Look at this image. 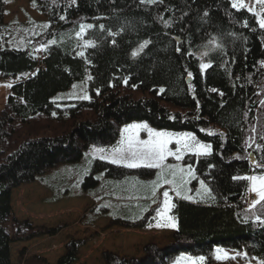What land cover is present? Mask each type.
I'll list each match as a JSON object with an SVG mask.
<instances>
[{
    "label": "trees",
    "instance_id": "16d2710c",
    "mask_svg": "<svg viewBox=\"0 0 264 264\" xmlns=\"http://www.w3.org/2000/svg\"><path fill=\"white\" fill-rule=\"evenodd\" d=\"M29 1L48 26L31 45L12 48L2 37L7 2L0 0V74L12 79L0 111V264H13L11 245L29 231L13 216V190L79 161L90 144H113L119 127L131 121L189 131L209 143L210 154L187 158L211 193L198 201L173 199L176 228L167 246L147 243L142 257L108 252L104 264H172L180 253L211 264L215 247L264 258V201L249 207L244 198L245 178L264 172V28L255 15L229 0ZM90 22L95 26L84 39L92 45L80 49L76 33ZM40 47L44 69L35 55ZM203 63L211 66L201 70ZM87 72L92 98L62 102L70 105L63 111L52 98ZM83 111L92 116L79 120ZM39 117L69 120L72 129L54 137L19 132ZM97 167L116 177L129 171L103 162ZM114 219L124 228L141 225L138 218ZM80 245L69 241L53 264L76 263Z\"/></svg>",
    "mask_w": 264,
    "mask_h": 264
},
{
    "label": "rangeland",
    "instance_id": "374dc122",
    "mask_svg": "<svg viewBox=\"0 0 264 264\" xmlns=\"http://www.w3.org/2000/svg\"><path fill=\"white\" fill-rule=\"evenodd\" d=\"M6 2L7 12L4 19L6 26L2 33V37L6 39L5 44L12 48L31 45L34 39L46 30L48 26L46 17L35 10L29 0ZM229 2L233 6L234 0ZM235 3L237 7L234 8L248 10L255 15L258 23L264 19V3L261 0H235ZM87 25L95 26L92 22L84 23L76 33L80 38V49L89 45L86 43L89 42L88 39H84L85 30L91 29ZM81 52L78 50L77 53ZM204 54L202 52L200 56ZM90 78V73L87 72L83 80L76 81L68 90L57 93L52 101L57 102L62 106L61 109L67 112L70 105H64L62 102L90 100L92 98L89 90ZM9 80L0 78V111L10 93L12 83ZM91 116V112L83 111L79 120ZM72 124L73 122L66 119L59 121L53 117L51 119L39 117L19 132L31 138L54 137L71 130ZM133 124H147L154 131L172 133L173 143L169 148L173 151L178 147L175 144L176 137L184 133H191L196 137L189 131L156 129L145 121H131L119 127L118 138L113 144L107 146L90 144L79 161L59 164L39 176L35 182L15 188L11 199L13 216L22 223L27 222L29 226V231L22 235V239L11 245V256L15 264H42L39 259H35L37 257L53 264L64 254L66 244L75 240H82L83 245L78 249V261L74 264H104L103 255L108 252L124 257H142L144 255L142 249L147 243L152 242L163 247L171 242V233L176 228V220L171 213L173 199L198 201L211 193L209 184L198 174L195 164L187 157L192 156L196 160L201 155L210 154L212 147L207 154H198L197 149L191 147L182 152L181 160L168 156L160 169L127 168L123 164L112 163L115 149H126L130 137L139 140L149 139L146 129L124 131ZM196 141L210 145L197 137ZM188 143L194 142L189 140ZM96 162L112 164L131 172L127 171L123 177L107 175L106 169L95 168ZM189 165L193 175L188 174ZM167 166H178L184 171L183 173L177 171L173 176L172 169ZM251 176H264V172L247 177ZM165 180L169 183H165ZM201 181L204 182L203 186ZM248 181L249 190L253 194L251 196L256 201L259 197L252 190L253 181L249 179ZM165 191L169 193L167 207L163 196ZM114 218L130 220L138 218L136 224L141 223L142 227L141 225L132 228L120 227L111 223ZM172 224H175V227H172ZM51 229L56 230L57 234L51 235ZM31 233L34 237L28 239L27 236ZM200 258L180 253L174 257L172 264H207L206 258L203 257V260ZM211 264H264V258L215 247Z\"/></svg>",
    "mask_w": 264,
    "mask_h": 264
},
{
    "label": "snow or ice",
    "instance_id": "6c2138e0",
    "mask_svg": "<svg viewBox=\"0 0 264 264\" xmlns=\"http://www.w3.org/2000/svg\"><path fill=\"white\" fill-rule=\"evenodd\" d=\"M149 3L154 4L157 2V0H141V3ZM162 2V0H160ZM262 3H264V0H261ZM233 7H237V4L235 3V0L233 2ZM207 15V13H205ZM63 19V17H61ZM167 24V22H165ZM260 27L264 28V19H261L259 21ZM88 28H92V25H87ZM101 28H103V25H101ZM81 31H83V26L81 27ZM87 44L91 45V42H86ZM147 41H145L144 45H141V48H143L145 45H147ZM177 51H180L178 48ZM82 55V53H81ZM136 53H133V56H135ZM207 55V53H205ZM211 65L209 63H203L200 65L201 70H205L209 68ZM191 75V73H189ZM215 91V89L213 90ZM87 99L88 97H84ZM130 129H146L149 134L148 140H139L136 137H130L128 139V146L126 149L117 148L115 149V153L113 156V159L111 160L112 163L117 164H123L127 168H140L145 167L149 169H160L162 166H164V161L167 159L168 156H173L176 160H181L183 158L182 152L188 150L191 147H195L197 149L198 154H207L210 151L211 146L210 145H204L200 144L198 141H196V137L193 136L191 133H184L180 136L176 137L175 144L178 145V147L173 151L169 148V145L173 143V134L168 132H162V131H154L153 129L149 128L147 124H133L129 125L127 128L124 129L125 132H128ZM191 140L194 142L193 144L188 143V141ZM102 151V150H101ZM172 169V175L175 176L177 171L180 173H183L184 169L179 168L178 166H167ZM188 174L193 175L191 166H188ZM183 179V177H181ZM245 179H249L253 181V187L252 190L257 193L259 199L256 201H253V206L260 203L261 201H264V176L256 177H246ZM175 181H172L174 183ZM165 183H169V181L165 180ZM203 181H201V185L203 186ZM179 195V192H177ZM155 195V193H153ZM163 196L165 197V207L168 206L167 197L169 196V193L167 191L163 192ZM159 215V211H158ZM172 227H175V224L171 225ZM219 251V249L217 250ZM203 260V257L200 258Z\"/></svg>",
    "mask_w": 264,
    "mask_h": 264
},
{
    "label": "built area",
    "instance_id": "2783aa9c",
    "mask_svg": "<svg viewBox=\"0 0 264 264\" xmlns=\"http://www.w3.org/2000/svg\"><path fill=\"white\" fill-rule=\"evenodd\" d=\"M35 55H36V57L38 59L39 67L44 69L45 68L44 61L47 58L46 53L42 49H37L36 52H35ZM1 77H2V75L0 74V78ZM9 79L10 78H8L7 80H9ZM9 81H11V79ZM251 195H253L251 190H248L247 193L245 194V197H244L249 207L253 206V201L255 200L254 197L251 196Z\"/></svg>",
    "mask_w": 264,
    "mask_h": 264
},
{
    "label": "water",
    "instance_id": "95a60500",
    "mask_svg": "<svg viewBox=\"0 0 264 264\" xmlns=\"http://www.w3.org/2000/svg\"><path fill=\"white\" fill-rule=\"evenodd\" d=\"M187 82H191V78L188 77V78H187ZM252 157H253V156H252V154H251V155H250V158L252 159Z\"/></svg>",
    "mask_w": 264,
    "mask_h": 264
},
{
    "label": "crops",
    "instance_id": "0c3cea01",
    "mask_svg": "<svg viewBox=\"0 0 264 264\" xmlns=\"http://www.w3.org/2000/svg\"><path fill=\"white\" fill-rule=\"evenodd\" d=\"M11 262H12L13 264H15L14 261L12 260V256H11Z\"/></svg>",
    "mask_w": 264,
    "mask_h": 264
}]
</instances>
